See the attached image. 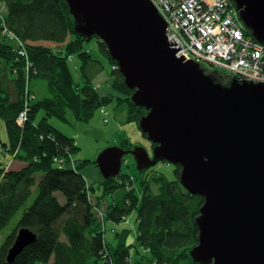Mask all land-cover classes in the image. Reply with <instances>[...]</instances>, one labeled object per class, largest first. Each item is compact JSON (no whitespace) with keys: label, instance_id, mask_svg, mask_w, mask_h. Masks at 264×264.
<instances>
[{"label":"trees","instance_id":"trees-1","mask_svg":"<svg viewBox=\"0 0 264 264\" xmlns=\"http://www.w3.org/2000/svg\"><path fill=\"white\" fill-rule=\"evenodd\" d=\"M0 2L4 4L0 20V118L8 134L6 142L0 137V155L9 153L25 163L15 170L0 162V233L22 211L2 237L0 264H204L189 254L198 242L194 218L203 198L181 187V166L176 165L174 180L155 177L156 191L145 178L133 175L134 188L126 190L122 182L131 174L124 172L88 183L81 169L91 162L75 161L74 140L50 123V116L63 118L67 109L77 121H88L95 109L110 102L129 104L127 122L137 124L146 112L130 101L132 89L117 68L110 69L111 84L122 95L116 98L98 92L93 82L102 66L82 50L85 42L96 38L86 39L74 31L67 0ZM4 27L21 45L2 32ZM98 44L107 62L117 65L106 45ZM20 50L25 55H20ZM69 55H77L79 63L71 64ZM34 78L45 80L50 95L35 97L29 103L20 127L15 119L23 110L25 82L30 85ZM40 111L43 113L38 117ZM119 146L129 148L131 144L125 139ZM69 154L76 162L74 168L70 167ZM59 159L61 166L56 161ZM33 189L37 195L27 205ZM115 189L123 190L122 198L113 194ZM97 208L104 212L103 222L114 226L110 238L104 233ZM133 211L135 236L130 242L132 229L116 225L123 224ZM21 226L31 230L36 239L8 262L7 251Z\"/></svg>","mask_w":264,"mask_h":264},{"label":"water","instance_id":"water-1","mask_svg":"<svg viewBox=\"0 0 264 264\" xmlns=\"http://www.w3.org/2000/svg\"><path fill=\"white\" fill-rule=\"evenodd\" d=\"M249 35L264 44V0H229ZM74 31L106 45L130 101L146 112L137 125L153 144L112 145L95 158L103 178L125 154L139 171L158 161L181 166L178 181L203 198L190 257L204 264H264V82H222L195 60L176 56L150 0H67ZM8 262L36 239L19 227Z\"/></svg>","mask_w":264,"mask_h":264},{"label":"built area","instance_id":"built-area-1","mask_svg":"<svg viewBox=\"0 0 264 264\" xmlns=\"http://www.w3.org/2000/svg\"><path fill=\"white\" fill-rule=\"evenodd\" d=\"M150 1L165 21L166 36L178 49L177 57L207 63L213 69L241 80L264 82V44L249 35L238 18L237 9L229 0ZM3 12L4 4L0 2L1 20ZM2 32L21 45L22 42L11 31L4 27ZM19 54L25 55L24 50H20ZM71 57L69 55V59ZM112 68H117V65ZM24 87L23 110L15 119L20 127L26 120L29 103L35 100V93L27 80ZM69 160L70 167L74 168L76 162L70 154ZM56 161L58 166L63 164L61 159ZM134 180L132 175H128L126 182L123 180L126 190L134 188ZM96 212L102 219L103 212L99 209Z\"/></svg>","mask_w":264,"mask_h":264},{"label":"rangeland","instance_id":"rangeland-1","mask_svg":"<svg viewBox=\"0 0 264 264\" xmlns=\"http://www.w3.org/2000/svg\"><path fill=\"white\" fill-rule=\"evenodd\" d=\"M82 50L88 51L94 59H97V58L100 59L101 63H103L102 66L106 65L107 68L110 70V62H107V60L106 62L103 61L101 57L102 54L99 52V44L96 39L85 42ZM74 62L78 63L77 55L74 58ZM200 66L203 68L205 67V69L211 71L212 73L216 72L214 71L215 69H213L207 63H204V64L202 63L200 64ZM76 73H78V71ZM103 74L104 73H102V76ZM215 75L217 76L218 79L222 80V82L227 81V78H226L227 76H225L219 70H218V73L214 74V76ZM40 82H42L43 84H46L45 80L44 81L41 80ZM28 86L30 87V89H32L31 83ZM38 95L40 96V99H41L42 98L41 93H38ZM112 95L117 98L118 95L120 96L122 94H119L118 92L114 91ZM35 96H36V93H35ZM48 96L49 95H46L45 97H48ZM45 97L43 98L45 99ZM117 105H115V102H112V103L110 102L109 104L105 105V107L99 106V108L93 111L88 121H81V120L77 121L72 116L69 109H67V112L65 113L63 118H59V117L56 118L53 116L49 117L50 123L56 129L57 128L60 129L66 136H69L74 140V144L76 145L77 150L74 152V154H72L73 159L75 161L76 160H89L91 162L88 165H86L84 168L82 167L81 169L82 173L84 174V171L89 168L95 169L99 173V177H98L99 180H100L101 175L96 165L94 164L96 156L99 153H101V151L105 149L106 147H111L112 145H119L120 141L121 143L125 141V136L126 138L129 139L130 144H131V147L127 149H130V148L132 149L133 146L137 145V146H142V147L144 146L148 150L149 155H151V151H152L151 142L149 141L147 136H144L142 135V133H140L139 126L135 122L133 121L127 122L126 120L119 121L117 116H115L114 112L108 113V111L113 109V106H115L116 110L119 112L123 111V109H126L125 113L127 112L129 108V104L123 101H121L120 103L118 102ZM102 108L104 109L106 108V112H107L106 116L104 115L103 113L104 111L102 110ZM38 117H39V114H38ZM105 118L106 120L108 119L109 122L105 121ZM115 132H118V133L114 136L113 134ZM0 137L3 142L7 141L8 134L5 129V121L2 120L1 118H0ZM122 158H123V161L121 164L120 173L124 172L127 174H131L137 178H145V180H147V182L151 185L154 191L157 190L156 188L157 184L155 185L154 183L155 177L163 176L165 179H168V180H174L176 178L174 174V170L176 166H174L173 164L169 163L166 160L158 161L153 167L144 169V171H141V173H139L136 168V163L134 160L135 157H133L131 154H125ZM0 162L4 164L7 163V166H10L11 169H15V170L22 167L25 164L24 162L18 159L12 158V156L9 153H5L4 155L2 153L0 155ZM85 179L88 182H92V180L87 176H85ZM94 180H96V178ZM36 193H37V190L33 189L31 193L32 195L28 199L27 205L31 203L33 198L37 195ZM57 194L59 196V200L63 202L64 198L62 194L58 192ZM114 194L116 195L117 199H120L122 198L124 192L121 189H115ZM106 199L111 200L112 197L106 196ZM21 212L22 211L19 210L18 213L15 215V217L8 223L6 228L2 230V232L0 233V242L2 241L3 239L2 237L8 232V230L12 228V226L18 221V218L20 217L19 215L21 214ZM101 212L103 211L101 210ZM103 215H104V212H103ZM135 217H136V212L133 211L122 222L124 225L123 224L116 225L117 227L127 225L129 226V228L132 229V233L130 234V240H129L130 242H133V236L135 234L134 232L135 231V227H134ZM104 218H105V215L100 220L103 223L104 233L106 237L109 238L112 232V227H111L112 224L109 223L108 221L103 222ZM137 245L138 243L135 244V248L137 247ZM131 250H133V248H131Z\"/></svg>","mask_w":264,"mask_h":264},{"label":"crops","instance_id":"crops-1","mask_svg":"<svg viewBox=\"0 0 264 264\" xmlns=\"http://www.w3.org/2000/svg\"><path fill=\"white\" fill-rule=\"evenodd\" d=\"M2 37H1V34H0V39H1ZM100 52V51H99ZM101 53V52H100ZM102 54V53H101ZM76 57V56H75ZM75 57H72V59H71V64H75L76 65V63L74 62V58ZM92 57V56H91ZM101 57H102V59H103V61L104 62H106V58L103 56V54L101 55ZM93 58V57H92ZM94 59V58H93ZM96 62H98L101 66L103 65V63H101V60L100 59H94ZM78 63H79V61H78ZM77 63V64H78ZM107 68V66L105 65V66H102V68L97 72V75L95 76V78H94V82H93V84H95L96 86H97V90H98V92H100V94H102V95H104V94H106V95H109V94H112V93H114V90H113V88H112V84H111V73H110V70ZM110 69H111V64H110ZM102 73H104L103 74V76H102ZM99 75H100V77H99ZM102 76V77H101ZM7 77H10V74L8 73L7 74ZM41 80L40 79H36V78H34L32 81H31V87H32V89H33V91H35V93H36V97L37 98H40V96L38 95V93H41V97L43 98V97H45L46 95H50V89H49V87L48 86H46V84H43L42 82H40ZM97 81V82H96ZM48 92V93H47ZM112 103V102H111ZM118 103L117 102H115V105H117ZM118 106V105H117ZM102 110L104 111L103 113H104V115L106 116V114H107V112H106V108L104 109V108H102ZM125 110L126 109H123V111H117L116 110V108H115V106H113V109L112 110H110V111H108V113H110V112H114V114H115V116H117V118L119 119V121H122V120H125V118H126V115H125ZM117 111V112H116ZM43 112L42 111H40L38 114H39V116H41V114H42ZM105 121H108V119L106 120V118H105ZM109 122V121H108ZM60 130V129H59ZM118 132H115L113 135L115 136L116 134H117ZM140 133H141V131H140ZM113 135H111V136H113ZM125 139H128V138H126V136H125ZM129 140V139H128ZM130 142V141H129ZM120 144H121V141H120ZM119 144V145H120ZM118 145V146H119ZM87 176V177H89L91 180H92V182H98V181H100L99 179H98V177H99V173L97 172V170H95V169H86L85 171H84V174H83V176ZM85 176H84V178H85ZM96 178V180H94ZM100 179H101V177H100ZM90 180V181H91ZM85 181H86V179H85ZM88 182V181H87ZM92 182H88V183H92ZM114 194V193H113ZM112 194V195H113ZM111 227H114V226H112L111 225ZM134 227H135V225H134ZM112 234V233H111ZM111 234H110V236H111ZM134 236H135V234H134ZM133 236V237H134ZM110 238V237H109ZM139 247V246H138ZM132 248H134V246H132ZM132 252V251H131ZM132 254H133V252H132Z\"/></svg>","mask_w":264,"mask_h":264},{"label":"flooded vegetation","instance_id":"flooded-vegetation-1","mask_svg":"<svg viewBox=\"0 0 264 264\" xmlns=\"http://www.w3.org/2000/svg\"><path fill=\"white\" fill-rule=\"evenodd\" d=\"M215 71H216L215 73H218V70L215 69ZM208 72H211V71L208 70ZM215 73H213V75H214ZM223 74H224V73H223ZM219 75H220V74H219ZM224 75H225V74H224ZM215 77L217 78L216 75H215ZM226 78H228V77H226ZM226 78H225V79H226ZM217 79H218V78H217ZM219 80H220V79H219ZM227 80H228V79H227ZM221 81H222V80H221Z\"/></svg>","mask_w":264,"mask_h":264},{"label":"bare ground","instance_id":"bare-ground-1","mask_svg":"<svg viewBox=\"0 0 264 264\" xmlns=\"http://www.w3.org/2000/svg\"><path fill=\"white\" fill-rule=\"evenodd\" d=\"M196 62H197V61H196ZM198 63H199V62H198ZM199 64H200V63H199ZM14 239H15V238H14ZM13 241H14V240H13ZM12 243H13V242H12ZM10 246H11V245H10ZM10 246H9V247H10Z\"/></svg>","mask_w":264,"mask_h":264}]
</instances>
